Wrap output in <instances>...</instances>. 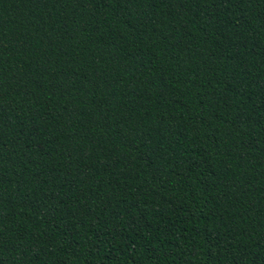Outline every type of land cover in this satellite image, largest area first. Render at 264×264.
<instances>
[{
	"label": "trees",
	"instance_id": "16d2710c",
	"mask_svg": "<svg viewBox=\"0 0 264 264\" xmlns=\"http://www.w3.org/2000/svg\"><path fill=\"white\" fill-rule=\"evenodd\" d=\"M0 264H264V0H0Z\"/></svg>",
	"mask_w": 264,
	"mask_h": 264
}]
</instances>
